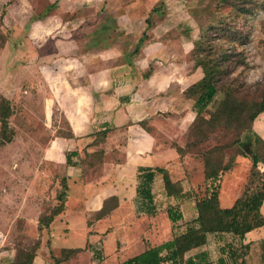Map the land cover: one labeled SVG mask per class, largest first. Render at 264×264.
<instances>
[{
	"label": "rangeland",
	"instance_id": "obj_1",
	"mask_svg": "<svg viewBox=\"0 0 264 264\" xmlns=\"http://www.w3.org/2000/svg\"><path fill=\"white\" fill-rule=\"evenodd\" d=\"M11 1L5 3L0 0V13L5 12ZM160 1L105 0L99 9L83 7L74 11L73 15L64 14L63 21L77 17L87 19L76 20L74 23V26L88 28L87 33L72 35L79 46L76 52H72L73 49L68 45L65 47V42L62 43L64 48L58 52L54 45L55 36L44 34L40 26L34 33H29V20L25 16L29 3L25 0L21 1L22 5L17 9L12 7L10 20L2 19L0 22V96L10 102L12 115L8 124L14 133L10 143L0 146V264H11L16 250L30 248L36 241L39 244L33 264H119L148 246L171 239L185 229L186 222L196 216L194 199L202 195L206 184L202 158L196 154L233 140V128L213 130L206 141L194 149H188L183 157L178 158L185 165V174H172L169 177L172 181L181 180L183 197H167L159 177L160 181L156 183L159 185L154 188L153 195L155 210L150 214L125 205L114 214L110 212L103 220L91 221L87 225V220L93 217V213H89L82 226L78 214L69 209V229L62 221H54L48 229L37 230L38 217L48 213L57 204L56 195L61 191L60 180L67 171L65 165L41 161L44 149L54 138L69 135L57 110L52 125L48 124L46 117L48 108L52 105L48 101L47 85L42 82V78L57 77L56 69H53L57 64H69L70 58L74 57L83 63V72L89 74L95 71L97 63L101 62L103 68L107 69L110 65L121 62L127 64L124 70L135 78L150 73L155 67L164 69L165 65L171 63L175 64L171 66L174 71H181L183 68L188 71L190 68L185 65V61L191 62V69L194 71L189 51L192 48L190 41L200 36L201 27L213 24L217 28L216 22L222 19V27L219 26L210 33L221 32L219 30H223L224 25L235 26L240 30L243 42L235 43V55L229 62V67H233V70L223 81L238 88L241 98L257 99L264 96V0H253L254 8L248 15H239L231 7L217 6L211 0H163L164 4L159 11L150 12ZM44 3L41 0L36 5L42 6ZM38 11L40 10L37 9L36 12ZM149 15L151 25L146 27L145 18ZM109 16L113 17L117 25L113 26L110 20L105 19L108 30L102 36L103 43L98 48L90 47L94 30L102 18ZM119 24L124 25L128 33ZM142 31L146 32L147 39L139 54L130 56L129 53ZM65 35L56 37L69 38ZM139 66H143L144 70L141 71ZM86 81L87 76L83 75L77 83L86 85ZM219 98L220 95L217 100ZM213 109L212 106L209 111ZM152 133L160 146L171 147L175 143L184 147L187 142L194 140L187 130L173 140H164L159 132ZM91 134L86 137L92 141ZM116 143L121 145L123 140L119 139ZM53 145L56 146V142ZM257 148L264 158L262 145L257 144ZM76 150L79 156L72 160L79 162L75 167L80 170L83 181L85 177L86 180L94 181L101 174L104 141L100 142L96 138L95 142L77 147ZM98 151H102V155L99 156ZM112 152V158L120 160L116 147ZM235 152L236 146L222 152L223 163L231 160L234 162L223 173L226 175L219 194V205L222 208L230 207L233 200L241 195L249 177V158L235 155ZM106 158L110 159V156ZM258 168L264 172L263 164H258ZM35 174L40 175L35 177ZM55 179L58 181L57 188L54 187ZM69 192V202H73L76 189L70 188ZM169 208L178 212L181 219L172 223L166 213ZM88 236L90 240H86ZM215 239L216 236L210 235L205 249L213 264L221 257L222 249H225L223 247L231 243L229 236L225 239L218 238L220 244ZM62 248H80V251L65 254ZM248 255L251 264H263L261 256H264V247L261 241L249 248ZM221 258H227L226 254ZM225 263L230 264L227 259Z\"/></svg>",
	"mask_w": 264,
	"mask_h": 264
},
{
	"label": "crops",
	"instance_id": "obj_2",
	"mask_svg": "<svg viewBox=\"0 0 264 264\" xmlns=\"http://www.w3.org/2000/svg\"><path fill=\"white\" fill-rule=\"evenodd\" d=\"M1 1L7 3L9 0ZM21 1L12 0L7 5L3 21L10 20L12 7L17 9L19 5H22ZM44 1V5L37 6L36 4L41 3V0H25L29 3L25 10L27 21L33 11L41 10L49 4L56 3L49 15L40 20L29 22V33H34L36 28L40 26L44 34L55 36L54 45L58 52H61V49L67 45L73 49L72 52H76L79 46L72 35L87 33L88 28L86 26H74V23L76 20L87 19L77 17L63 21V15H71L83 7L99 9L105 0ZM21 8L24 9L23 6ZM120 27L125 30V33H128V29L124 25H120ZM62 34H66L65 36L69 38L60 39L56 37L58 35L63 36ZM64 42L63 46L62 43ZM184 63L189 66L188 71H185L184 68L181 71H174L171 66H175V64L171 63L168 66L165 65L164 69L155 67L146 77L135 78L130 75L129 71L124 70V67L127 66L126 63H114L104 69L100 62L97 63L95 71L87 74L83 72V63L77 58L71 57L69 64L62 63L53 67L54 70L56 69L57 77L52 79L43 76L42 82L47 85L48 101L52 105L46 113L48 124H53V116L57 110L71 133V137L67 135L54 138L44 149L41 161L65 165V152L77 151V147L91 143V139L86 137L89 133L106 128L110 129L104 139L105 151L101 162V174L94 181L86 180V177L83 181L82 174L77 167L67 166L66 174L62 177L65 178L67 186L66 201L63 211L54 218L52 224L54 221H62L68 228L70 221L67 218L70 209L78 214L83 226L87 215L99 210L103 201L112 196L117 199V207L111 213H116L120 207L125 205L130 209L136 208L138 167H161L165 168L169 175L185 174V165L178 159L179 156L175 149L157 145L152 133L159 132L164 140H173L178 134L187 130L194 118L191 101L184 97L183 91L201 78V72L199 68L192 71L191 62L185 61ZM139 68L141 71L144 70L143 66H139ZM83 75L87 76L86 85L77 83V80ZM141 121H146V127L150 129L149 132H146L138 124ZM54 128L60 127L54 126ZM252 130L264 140V112L255 118ZM119 139L123 140L121 145L116 143ZM53 142H56V146L53 145ZM114 147L119 152L120 160L112 158ZM108 155L110 159L106 158ZM39 175L35 174V177ZM225 175L223 174L220 179L219 194ZM159 177L161 175L156 174L151 184L152 195L155 193L154 188L159 185H156L157 181H160ZM174 181L180 182L181 180ZM57 184L58 181L55 179L54 187L57 188ZM180 184L182 183L180 182ZM70 188L76 189L75 200L72 195L73 202H69L71 199ZM154 201L153 196V206L155 205ZM260 211L264 215V201ZM210 235L217 237L215 239L217 244H220L218 238L225 239L229 236L233 246H237L241 242L242 244L249 243L250 247H253L259 241L264 240V225L246 233L242 240L231 236V234H209L207 241ZM87 238L89 239V236L86 237V240ZM206 246L207 242L201 249L205 250ZM224 255L222 253L221 257ZM250 261L247 254L244 258V264H251Z\"/></svg>",
	"mask_w": 264,
	"mask_h": 264
},
{
	"label": "trees",
	"instance_id": "obj_3",
	"mask_svg": "<svg viewBox=\"0 0 264 264\" xmlns=\"http://www.w3.org/2000/svg\"><path fill=\"white\" fill-rule=\"evenodd\" d=\"M211 1H215L217 6H229L239 15H248L252 13L254 8L253 0ZM55 4V2L49 4L38 12L33 11L28 19L29 22L40 20L49 15ZM163 4L164 2L161 0L157 6L152 7L150 12L159 11ZM3 15L4 13L1 12L0 22ZM105 19L110 20L113 26L117 25L113 17L102 18L99 26L93 32L91 40L93 43L90 44V47L98 48V45L103 43L104 38L102 36L108 30ZM222 23V19H218L217 28L213 24L206 28L201 27L200 36L196 40H189L192 43V48L189 51L193 68H199L201 71V78L183 91L184 97L192 102L191 110L194 113V118L187 131L189 135L194 137V140L187 142L184 147L175 143L171 144V147L181 158L188 149H194L206 141L209 134L217 128L225 130L233 128L235 137L224 144L207 148L196 154L202 158L203 176L206 184L202 195L194 199L196 216L191 221L186 222L185 229L169 240L146 247L119 264H213L206 250L201 249L207 242V235L231 234V236L242 240L246 233L264 225V216L260 211L264 201V172L258 168V164L264 165V158L257 148V144H261L264 150V140L252 130L253 121L260 113L264 112V96L261 95L257 99L254 97L250 99L241 98L238 88L223 81L224 77L233 70V67H229V62L235 55V43L241 44L243 42H241L240 30L235 26L226 27L224 25L223 30L222 28L219 30L221 32L210 33L212 30L216 31L219 26L222 27ZM145 24L146 27L151 25L150 15L145 18ZM146 39L147 34L142 31L129 55H138ZM226 43L227 45H225ZM148 75L147 72L143 74V77ZM218 95L221 98L217 100ZM212 106L214 109L209 111ZM11 115L12 108L9 100L0 96V146L10 143L13 139L14 133L8 124ZM138 124L146 132L150 131L146 127V121H141ZM109 131L110 129L106 128L93 132L91 143L95 142L96 138L100 142L104 141ZM243 132H247V134H243ZM68 137H71L70 132ZM232 146H236L235 155L249 158V177L241 195L235 199L230 207L222 208L219 205L220 179L223 173L227 172L234 163L232 160L223 163L222 152ZM98 152H100L99 156L102 155V151ZM78 156V151L65 152V166H78L79 162L72 160L73 157L78 158ZM88 157L90 158V154ZM156 174L161 175L167 197L177 199L184 195L181 184L178 181H172L165 168L138 167L136 209L143 210L142 212L148 214L155 210L152 205L151 184ZM60 187L61 191L56 195L57 204L48 213L40 215L37 219L38 231L48 229L54 218L63 211L67 190L65 178H61ZM116 207L117 199L115 197L105 199L101 208L93 212V217L87 220V225L91 221L105 218ZM166 213L172 223L181 219V215L171 208L167 209ZM38 244L39 242L36 241L30 248L16 250L11 264H32ZM261 244L264 247V240H261ZM223 248L225 249L222 251L226 254V259L229 260L230 264H244V258L249 252L250 244L240 242L237 246H233L232 243H229ZM62 251L65 254H74L80 251V248L62 249ZM192 252L193 254L186 256ZM261 261L264 262L263 255ZM215 264L226 263L223 258L219 257Z\"/></svg>",
	"mask_w": 264,
	"mask_h": 264
}]
</instances>
